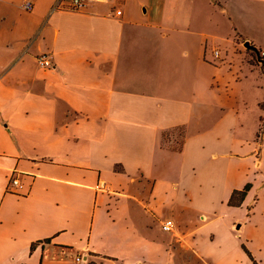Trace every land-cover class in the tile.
I'll list each match as a JSON object with an SVG mask.
<instances>
[{"label": "crops", "instance_id": "crops-1", "mask_svg": "<svg viewBox=\"0 0 264 264\" xmlns=\"http://www.w3.org/2000/svg\"><path fill=\"white\" fill-rule=\"evenodd\" d=\"M30 1L0 0V264H264V0Z\"/></svg>", "mask_w": 264, "mask_h": 264}, {"label": "built area", "instance_id": "built-area-1", "mask_svg": "<svg viewBox=\"0 0 264 264\" xmlns=\"http://www.w3.org/2000/svg\"><path fill=\"white\" fill-rule=\"evenodd\" d=\"M84 4H85V0H71L68 6L72 9H77L82 7ZM23 7L26 10L31 9L32 2L30 0H25V2L23 3ZM117 13H120V10H117ZM213 52L215 56L217 57L219 56V51L217 49H215ZM258 57L259 59L264 58V49L258 50ZM37 64L41 67H48L51 66V60L49 56H47L46 54H40L37 56ZM7 186L8 188L18 187L20 186V182L16 177H12L10 178V181L8 182ZM161 226L162 229L164 230H171L173 226V221L171 219H166L162 222ZM80 259H81L80 256H76V260H80Z\"/></svg>", "mask_w": 264, "mask_h": 264}, {"label": "rangeland", "instance_id": "rangeland-1", "mask_svg": "<svg viewBox=\"0 0 264 264\" xmlns=\"http://www.w3.org/2000/svg\"><path fill=\"white\" fill-rule=\"evenodd\" d=\"M261 108H262V114L259 116V125H258L257 135L261 136L264 139V99L261 103ZM166 133H167L166 134L167 140H170L173 138L175 140V143H178V139H180V129H174Z\"/></svg>", "mask_w": 264, "mask_h": 264}, {"label": "water", "instance_id": "water-1", "mask_svg": "<svg viewBox=\"0 0 264 264\" xmlns=\"http://www.w3.org/2000/svg\"><path fill=\"white\" fill-rule=\"evenodd\" d=\"M245 46L248 47V48H251V49H253V50H255V51H257V50H256V47L253 46V45H250L248 42L245 43Z\"/></svg>", "mask_w": 264, "mask_h": 264}]
</instances>
